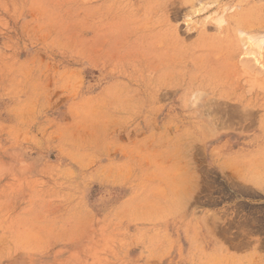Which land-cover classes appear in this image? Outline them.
Segmentation results:
<instances>
[{"label":"rangeland","instance_id":"1","mask_svg":"<svg viewBox=\"0 0 264 264\" xmlns=\"http://www.w3.org/2000/svg\"><path fill=\"white\" fill-rule=\"evenodd\" d=\"M263 138L264 0H0V264H264Z\"/></svg>","mask_w":264,"mask_h":264},{"label":"crops","instance_id":"2","mask_svg":"<svg viewBox=\"0 0 264 264\" xmlns=\"http://www.w3.org/2000/svg\"><path fill=\"white\" fill-rule=\"evenodd\" d=\"M220 147V145H218ZM256 159L258 165V177L253 180V176H246L243 174V169H240L239 167L245 166V162L248 158H251L253 156L251 146L246 147L243 144H238L234 147V150L229 153V155H223L221 156L218 154H215L214 159L212 160V166H214L217 169L224 170V169H230L232 168L236 174L237 177L243 182L248 184H253L255 192L258 196L261 197L262 200H264V138L258 142V145L256 146ZM250 153V155H249ZM248 154V158L246 159L244 155ZM231 162L233 163H230ZM245 161V162H244ZM261 164V166H260ZM232 165V166H230ZM263 165V167H262ZM238 168V169H237ZM261 170V172H260ZM242 171V172H240ZM239 185H242L239 183ZM251 198H254L251 196Z\"/></svg>","mask_w":264,"mask_h":264},{"label":"bare ground","instance_id":"3","mask_svg":"<svg viewBox=\"0 0 264 264\" xmlns=\"http://www.w3.org/2000/svg\"><path fill=\"white\" fill-rule=\"evenodd\" d=\"M242 26H243V25H242ZM246 26H247V24H246ZM241 28H242V27H241ZM232 95H233V94H232ZM182 97H183V96H182ZM233 97H234V96H233ZM243 97H244V96H243ZM186 98H187V97H186ZM187 99H188V98H187ZM181 100H182V99H181ZM184 100H185V98H184ZM188 101H189V100H188ZM240 101H241V100H240ZM242 101H243V100H242ZM183 103H184V102H183ZM188 103H189V102H188ZM184 104H187V101H186V103H184ZM223 110H224V109H223ZM239 110H240V109H239ZM241 110H243V109H241ZM220 111H221V110H220ZM224 111H225V110H224ZM224 111H223V113H227L226 111H225V112H224ZM230 111H231V110H230ZM230 111H229V114H230ZM233 111H235V110H233ZM233 111H232V112H233ZM240 112H242V111H239V115H240ZM247 113H248V110H247ZM236 114H238V111L236 112ZM243 114H246V113H244V111H243ZM231 115H232V114H231ZM234 115H235V114H234ZM241 115H242V114H241ZM231 117H232V120L235 121V119H236V118H235L236 115H235V116H231ZM238 117H239V119H240L241 116H238ZM233 118H235V119H233ZM237 119H238V118H237ZM237 119H236V121H237ZM228 120H229V119H228ZM229 121H231V120H229ZM236 121H235V122H236ZM231 123H232V122H231ZM260 123H261V122H260ZM198 127H199V126H198ZM260 127H262V126H260ZM210 129H211V128H210ZM210 131H211V130H210ZM213 132H214V130H213ZM213 132H212V133H213ZM209 133H211V132H209ZM209 133H208V134H209ZM256 137H257V139H260L258 136H256ZM261 138H262V137H261ZM249 139H250V138H249ZM254 139H255V137H254ZM226 140H227V139H226ZM247 141H248V140H247ZM254 142H255V141H253L252 143H254ZM257 142H258V141H257ZM248 143H249V142H248ZM221 145H222V144H221ZM221 145H220V146H221ZM224 145H225V144H224ZM256 145H258V144H256ZM218 147H219V146H218ZM218 147H216V148L218 149ZM212 148H213V147H212ZM219 149H221V148H219ZM214 151H216V150H214ZM253 161H254V160H253ZM254 162H255V161H254ZM248 163H250V162H248ZM256 163H257V162H256ZM254 164H255V163H254ZM254 164H253V165H254ZM258 165H259V164H258ZM230 166H232V165H230ZM254 166H255V165H254ZM256 166H257V165H256ZM256 166H255V167H256ZM260 166H261V164H260ZM244 167H246V164H245ZM244 167H243V166H242V167L240 166L239 168H240V169H243ZM251 167H253V166L251 165ZM257 167H258V166H257ZM257 167H256V168H257ZM262 167H263V165H262ZM263 168H264V167H263ZM237 169H238V168H237ZM254 169H255V168H254ZM245 170H246V169H245ZM250 170H251V168H250ZM243 171H244V170H243ZM252 171H254V170H252ZM255 171H256V170H255ZM240 172H242V171H240ZM257 172H258V171H257ZM260 172H261V170H260ZM262 172H263V171H262ZM262 172H261V173H262ZM243 173H244L246 176H249V175H250V176H253V174L251 175V174H249L248 172H245V171H244ZM257 175H258V174H256V176H257Z\"/></svg>","mask_w":264,"mask_h":264}]
</instances>
